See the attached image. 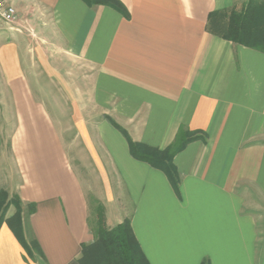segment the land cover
I'll return each mask as SVG.
<instances>
[{
    "label": "crops",
    "instance_id": "1",
    "mask_svg": "<svg viewBox=\"0 0 264 264\" xmlns=\"http://www.w3.org/2000/svg\"><path fill=\"white\" fill-rule=\"evenodd\" d=\"M4 1L17 22L0 25V191L35 205L42 256L4 223L0 264H81L90 195L107 227L131 222L150 264H264V54L208 31L211 13L249 0H118L128 18L83 0ZM108 118L160 150L182 127L206 134L175 157L180 196Z\"/></svg>",
    "mask_w": 264,
    "mask_h": 264
},
{
    "label": "trees",
    "instance_id": "2",
    "mask_svg": "<svg viewBox=\"0 0 264 264\" xmlns=\"http://www.w3.org/2000/svg\"><path fill=\"white\" fill-rule=\"evenodd\" d=\"M89 6L105 5L116 9L125 17L128 12L118 0H83ZM219 16L226 19V23L219 30H215L213 24ZM208 31L219 35L233 44L250 48L264 54V5L257 4L255 0L238 10L216 11L209 15ZM110 123L118 129L126 138L132 157L146 163L163 172L168 178L174 192L180 196L181 175L174 163L175 157L181 153L190 143L195 141H207L204 132L191 131L186 127L180 128L174 142L166 149L150 147L135 142L129 134L112 119ZM91 204L96 205V220L88 223L94 234V241L82 246L81 264H150L142 252L139 241L134 233L131 222L125 220L113 228L106 225L105 208L100 201L91 197ZM10 207L15 208L12 217L6 218ZM36 211L34 204L23 206L17 195L9 197L5 190L0 191V228L6 223L27 256L35 260L42 256L40 246L34 237L29 217ZM202 264H210L204 260Z\"/></svg>",
    "mask_w": 264,
    "mask_h": 264
},
{
    "label": "rangeland",
    "instance_id": "3",
    "mask_svg": "<svg viewBox=\"0 0 264 264\" xmlns=\"http://www.w3.org/2000/svg\"><path fill=\"white\" fill-rule=\"evenodd\" d=\"M256 1V3L257 4H260V5H264V0H255ZM245 6V5H244ZM243 6V7H244ZM243 7H241V8H239L238 9V11H241L242 10V8ZM226 23V19L223 17V16H219L218 18H216V20H215V22H214V24H213V28L215 29V30H219L221 27H222V25H224ZM4 26H7V25H4ZM72 98V97H71ZM69 105V104H68ZM3 110H5L6 108H5V106H6V104H3ZM70 106H73V104H71ZM8 121L9 120H6V119H2V122H1V125L3 126H7L8 124ZM63 122H64V124L65 125H67L68 127H71V126H73V120H72V118L71 117H69V118H65V119H63ZM71 129V128H70ZM70 129H69V131H70ZM72 130V129H71ZM9 137H8V135H4V140L3 141H5L6 143H7V141L9 142V139H8ZM74 138H75V136H74V134H72V133H68V135L66 136V140L68 141V142H73L74 141ZM8 139V140H7ZM87 174H85V177L87 178V179H89V184H88V187L90 188V186H91V188L92 187H94L93 189H100V183H97L96 182V176L92 173V174H88L87 176H86ZM84 176V175H83ZM6 178H7V175L6 176H4V180H3V183H4V187L6 186ZM91 194V193H90ZM89 194V195H90ZM93 195V194H92ZM92 196L90 195L89 196V198H88V200H89V206H90V219H91V221H92V224H94L95 223V220H96V214H95V209H96V205H94V204H91V200H90V198H91Z\"/></svg>",
    "mask_w": 264,
    "mask_h": 264
},
{
    "label": "built area",
    "instance_id": "4",
    "mask_svg": "<svg viewBox=\"0 0 264 264\" xmlns=\"http://www.w3.org/2000/svg\"><path fill=\"white\" fill-rule=\"evenodd\" d=\"M17 22L16 9L6 3L4 0H0V25H7L9 28H14Z\"/></svg>",
    "mask_w": 264,
    "mask_h": 264
}]
</instances>
